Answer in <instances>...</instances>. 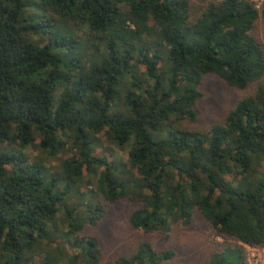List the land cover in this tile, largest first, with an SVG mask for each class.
I'll return each mask as SVG.
<instances>
[{
  "label": "trees",
  "instance_id": "1",
  "mask_svg": "<svg viewBox=\"0 0 264 264\" xmlns=\"http://www.w3.org/2000/svg\"><path fill=\"white\" fill-rule=\"evenodd\" d=\"M255 1L0 0V264H99L85 229L120 199L143 236L199 217L214 236L201 264H246L245 245L264 247ZM212 75L246 92L202 129ZM99 137L124 159L97 154ZM175 254L141 239L111 264Z\"/></svg>",
  "mask_w": 264,
  "mask_h": 264
},
{
  "label": "rangeland",
  "instance_id": "2",
  "mask_svg": "<svg viewBox=\"0 0 264 264\" xmlns=\"http://www.w3.org/2000/svg\"><path fill=\"white\" fill-rule=\"evenodd\" d=\"M264 0H256L260 6ZM259 38L264 41V30L258 32ZM200 87V98L197 101L196 113L198 124L196 127L205 129L212 123L219 121L227 109L236 99L240 98L245 89H237L228 86L217 76H205ZM101 148L96 153H112L116 157L124 159L125 150H118L108 145L104 138L99 137ZM32 155L37 154L35 149H29ZM50 166H56V160L45 159ZM103 209V217L100 222L85 232L93 236L97 241V248L100 254L99 264H111L113 260L127 253L133 248L137 240L147 239L156 250L172 248L175 250V257L171 264H201L208 250V240L214 239L210 236L207 239V228L199 217H195L191 224L182 227L180 224H172L168 233L164 235L150 234L143 236L139 231L132 230L127 217L131 210L129 203L120 199L113 204L100 203ZM220 240L219 238H217ZM246 264H264V247L249 248L244 246Z\"/></svg>",
  "mask_w": 264,
  "mask_h": 264
}]
</instances>
